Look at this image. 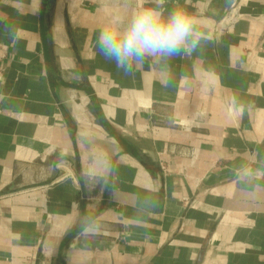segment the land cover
Segmentation results:
<instances>
[{
  "label": "crops",
  "instance_id": "1",
  "mask_svg": "<svg viewBox=\"0 0 264 264\" xmlns=\"http://www.w3.org/2000/svg\"><path fill=\"white\" fill-rule=\"evenodd\" d=\"M233 2L169 0L211 41L129 76L95 48L122 0H0V264H264V195L237 175L264 164V0L221 32ZM105 134L122 186L158 187L140 226L78 181ZM84 210L107 223L87 245L69 230Z\"/></svg>",
  "mask_w": 264,
  "mask_h": 264
},
{
  "label": "clouds",
  "instance_id": "2",
  "mask_svg": "<svg viewBox=\"0 0 264 264\" xmlns=\"http://www.w3.org/2000/svg\"><path fill=\"white\" fill-rule=\"evenodd\" d=\"M168 5L169 0H122L120 8L106 14L98 30L95 43L97 54L129 76L151 63L158 64L166 71L173 59L193 56L212 39L204 23L207 17L181 3L171 7ZM12 31L6 27L4 32L11 37ZM228 107L239 112L243 104L233 96ZM237 175L251 183V189L245 190L247 198L264 195V185L256 183L258 178L264 177V164H242ZM78 181L88 193H96L97 196L107 194L113 201H124L122 205L128 218L137 221L131 225L125 223V228L144 224L158 206L155 182L134 190L122 186L120 167L113 154L111 138L106 134L103 144L88 156L78 174ZM128 191L132 192L131 196L125 195ZM106 229L105 218L99 212L88 210L81 211L69 228L85 245Z\"/></svg>",
  "mask_w": 264,
  "mask_h": 264
},
{
  "label": "built area",
  "instance_id": "3",
  "mask_svg": "<svg viewBox=\"0 0 264 264\" xmlns=\"http://www.w3.org/2000/svg\"><path fill=\"white\" fill-rule=\"evenodd\" d=\"M243 16L244 14L241 11L240 0H234L233 4L223 17L222 22H220L219 30L221 32H227L233 29L235 23Z\"/></svg>",
  "mask_w": 264,
  "mask_h": 264
}]
</instances>
